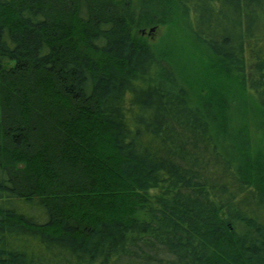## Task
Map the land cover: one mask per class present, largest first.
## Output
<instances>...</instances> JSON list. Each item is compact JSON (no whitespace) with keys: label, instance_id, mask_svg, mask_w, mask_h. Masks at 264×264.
I'll use <instances>...</instances> for the list:
<instances>
[{"label":"trees","instance_id":"16d2710c","mask_svg":"<svg viewBox=\"0 0 264 264\" xmlns=\"http://www.w3.org/2000/svg\"><path fill=\"white\" fill-rule=\"evenodd\" d=\"M0 264H264V0H0Z\"/></svg>","mask_w":264,"mask_h":264},{"label":"rangeland","instance_id":"374dc122","mask_svg":"<svg viewBox=\"0 0 264 264\" xmlns=\"http://www.w3.org/2000/svg\"><path fill=\"white\" fill-rule=\"evenodd\" d=\"M134 4L137 7H140L141 3L144 2L145 6H151L152 3H158V0H133ZM179 26H177V29L175 27L172 28V26L168 23H153V25L147 26V27H140L137 29L138 34L142 35L146 40L150 41L153 44H157L161 42L162 39L167 41H174L175 36L178 32V36L176 39L178 46H182L181 48L183 51V59L188 58V54L190 53L194 59L195 62H198L200 56H198L196 49L193 47L192 42L190 39H188L187 34L182 29H178ZM160 44V43H159ZM195 51H194V50ZM158 189H151L149 191L150 195L158 193Z\"/></svg>","mask_w":264,"mask_h":264}]
</instances>
